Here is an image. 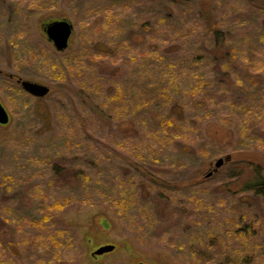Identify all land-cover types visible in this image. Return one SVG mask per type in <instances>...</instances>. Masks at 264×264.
<instances>
[{
	"label": "rangeland",
	"instance_id": "374dc122",
	"mask_svg": "<svg viewBox=\"0 0 264 264\" xmlns=\"http://www.w3.org/2000/svg\"><path fill=\"white\" fill-rule=\"evenodd\" d=\"M212 1L208 27L198 0H189L190 7L177 0H0V103L8 115L0 123V176L16 180L10 191L0 189V204L19 216L33 211L24 214L29 239L48 233L64 264H201L186 251L189 241L199 249L209 243L204 255L222 261L264 264V199L247 186L264 176V0ZM163 3L176 4L174 28L159 15ZM151 19L162 29H153ZM61 20L72 29L67 47L58 50L44 27ZM129 53L131 63L118 59ZM83 63L85 79L75 69ZM22 80L49 92L31 95ZM154 111L182 130L168 161L153 162V171L168 164V172L158 178L150 171L155 181L145 177L152 187L143 190L135 152H144L146 139L156 145L149 130ZM180 158L187 163L179 166ZM219 158L224 163L215 168ZM102 171L131 177L133 187L121 185L102 203L92 193L53 203L57 192L83 178L94 191L92 180ZM150 203L159 215L154 227L141 221ZM60 233L71 236V246L60 245ZM14 239L39 264L58 262L42 245L30 241L24 248L21 237ZM103 245L114 249L93 257Z\"/></svg>",
	"mask_w": 264,
	"mask_h": 264
},
{
	"label": "trees",
	"instance_id": "16d2710c",
	"mask_svg": "<svg viewBox=\"0 0 264 264\" xmlns=\"http://www.w3.org/2000/svg\"><path fill=\"white\" fill-rule=\"evenodd\" d=\"M169 1L175 2L176 0H169ZM177 1L180 3L181 6L182 5H185L188 7H190V5L192 6V4H187V3H190V2H188L189 0H177ZM262 4H264V2ZM171 5L176 6V4H172V3H167L166 5L163 3L161 5V9L159 11L160 17H162L165 21H168V23L165 27H167L169 29L174 28V25L172 23V19H174V11L172 10ZM212 5H213L212 0H198L197 5H196V7L198 8L199 14L201 15L202 21L208 27H210V25L212 23V9H211ZM147 18H149V15L146 13L145 20H144L145 22L149 21V20H147ZM210 19H211V22H210ZM155 23L151 19V24H152L153 29H162V26H160L157 23L155 24ZM183 31H187V28L183 29ZM221 33L222 32H220V31L216 32V34H219V36L221 35ZM184 35L187 36L186 33H184ZM218 40H220V39L216 37V44L217 45L220 44V41H222V40H220V41H218ZM107 53L109 54V51H107ZM145 53H146L145 54L146 55L145 59H146L148 52H145ZM133 57H134L133 54L129 53V54L124 55V56L119 55L118 59L119 60L122 59L123 63H125V62L131 63V60L133 59ZM175 59L177 60L178 57H176ZM163 61H164V57L162 58L161 62H163ZM84 65H86V63H83L82 65H76L75 66L76 70L80 69L79 70V71H81L80 75L83 79H85V77H87L86 73H87V68H88L87 65L85 67H84ZM81 66H83V67H81ZM80 80H81V82L83 81L82 79H80ZM220 82H221V80H220ZM83 84L85 85V81H83ZM226 89H227V87H226ZM210 90H213V88L209 87L208 89H206L205 92H209ZM173 109L174 110L177 109L176 113L178 115H180V113L182 111L181 107H178L177 105H175L173 107ZM154 112L155 113H153V114H155V118L152 119L153 121L149 126V128H150L149 130H151L150 134L151 133H152V135L154 134V136L157 140L156 145L154 147H152L147 142V139L146 140L144 139L145 140L144 142L141 141L143 143V146H144L143 147L144 152L140 153L139 152L140 150H138V151L136 150L137 152L134 151L136 153V158L139 159L138 161L134 162V164H136V163L142 164L143 163L142 165L144 168L143 169L144 172L139 170L138 174H137L138 179H139V186H141V188L143 190L146 188L148 189L149 187H152L151 184H149L148 182L143 180V179H145V177L149 181H151V183H154V181H155V180H153V175H151L152 178H148L147 175L148 174L150 175V173H149L150 171H152L153 174L159 175L158 178L162 177L163 174L168 172V170H166V169H169V168H166V167H168L167 166L168 164H160V165H162L160 167L162 169V171L156 169L159 174L156 173V170H154V171L152 170V167L153 168L157 167V166H155V164H153V162L158 161V162L162 163V161H164V162L168 161V158L170 156H172V152H171V150H168V148H169L170 144L175 143L176 134L177 133L179 134V132H181V130H182L181 125H180L181 123H179L178 121L177 122L173 121L174 119L169 118V116H167L165 113L163 115H161L157 111H154ZM164 122H167V123H164ZM190 122H191V124L194 123L193 120H191ZM127 133L132 134V132H127ZM133 133H134V131H133ZM178 134H177V136H178ZM189 149L190 148H187V153L191 152V155L194 157L196 155V152L194 150L189 151ZM186 163H187V159H183V158H180V160L178 159V161H177V164L179 166L186 164ZM156 164H158V163H156ZM146 172H147V174H146ZM73 173H75V172H73ZM258 175H256L254 178V181L248 183L247 186H248L249 192L251 191V193L254 197H256V198L260 197L261 199H264V176L262 177L261 175H259V176ZM74 176H76V173ZM131 181H133V179L131 177H126L125 179L124 178L118 179L115 177L113 179V178H111V175L108 174V172L102 171L99 173V175L96 177L95 180H92L93 188H94V189L92 188V190H94V191L89 192L90 188L88 186H89L91 180L89 178H83L81 183H78L77 185L72 186V187H68L67 192H64L61 190H60V192H57V196H53V198L54 197H60L59 198L60 200L58 202L53 201V203H57L58 205L59 204L61 205L62 203L66 202V204H69V201L75 200L74 198H77L78 200L86 198L87 196H89V194H87V193L94 194L93 198H95L96 201H98L99 203H102L106 200H109V197L111 195H113L115 193L117 194V192H120V191L122 192L123 188L121 185L128 186ZM13 183H16V180H14V178L9 177V175L6 174V176L5 175L0 176V189L2 191H6V192L10 191L11 187H13ZM46 183L48 185L51 183V181L47 180ZM132 184H130V186H128V187L129 188L133 187ZM61 186H63V184H61ZM103 189H105V190H103ZM58 190H59V188H58ZM101 191L102 192L105 191V193L104 192L103 193L106 195L104 196V194ZM123 194H124V192H123ZM49 195L50 194H48V196ZM162 195H164L166 199L169 198V196L166 194H162ZM41 196H43V195H41ZM154 198H155V196L153 197V199ZM156 201L157 200L151 201V203L156 204L157 203ZM151 203L145 207L146 212L144 214V219H141V221L143 222V224H148V225L154 227L155 222L152 219L156 220L154 215H156L157 212H156V210L153 209ZM141 207L144 208L143 204L141 205ZM44 212H45V210H44ZM31 213H33V211L23 212V215L19 216L15 212V210L13 209L12 205H7V204H4L3 202L0 204V228L2 226L3 227L2 231H4V233H5L4 235L1 234L2 237L0 236V264H39L40 257H37L34 254V256L32 258L29 255H27L26 253H24L22 251V249L20 248V246L18 245V241H16L14 239V234H17L18 237L22 238V240H23L22 247H24V248L27 247L24 244L25 242L27 244L30 241H32V242L34 241L33 243L30 244L31 247H33V245L37 246V244L42 245L43 247H45V248H43L44 253H46L45 255L50 253L53 257L56 256V258H57L58 253H57L56 249L59 250L60 247L57 248L58 244L55 243V246H54L52 244L53 242L49 241V234L48 233H47L48 234L47 235L46 232L44 231L42 234H36L34 236L35 239H32V238L29 239L28 232L31 233V231H28L27 228H29L31 226V222L29 219L24 217V214H31ZM45 214L47 215V217H50V218L52 217L51 213L46 212ZM157 215H158V213H157ZM158 217H159V215H158ZM15 219H17V222H15ZM157 220H159V219L157 218ZM25 222H27V224H25ZM9 223L15 224V227H13V229H14L13 231H11L8 228ZM36 223H38V225L41 224V223H39V220ZM25 225H27V226H25ZM189 229H190V227H189ZM7 230L9 231V235L6 234ZM147 230H149V228H147ZM64 234H65V232H64ZM64 234L62 235V233H60V238H61L60 245L63 241H68V243L70 245L69 240L73 242V239L71 238L70 235H67V234L65 237ZM3 237H5V241L2 239ZM24 239H25V241H24ZM37 241H41V242H43V244L38 243ZM200 241H202V238H200ZM68 243H67V245H68ZM188 243H190V244L186 247V251L190 252L189 253L190 256L193 255V261H195V259L201 260L202 261L201 264H210V263L213 264V262H215V261H219V264H251V260H247V261L238 260V261H236V260L232 259L231 257H227V258L223 259V261H222V259H216V258H213L212 256L204 255V253L208 254L207 248L211 247V246L210 247L208 246V245H210L209 243L205 244V237L204 236H203V244H205L206 246L203 249L197 248L196 242H195L196 244L191 243V241H189ZM203 244H201V245H203ZM195 247L197 248V250H194ZM26 251H27V253H30L32 251V249L29 248ZM56 260H58V262L56 264H64L63 257L61 256V250H60V256Z\"/></svg>",
	"mask_w": 264,
	"mask_h": 264
},
{
	"label": "water",
	"instance_id": "95a60500",
	"mask_svg": "<svg viewBox=\"0 0 264 264\" xmlns=\"http://www.w3.org/2000/svg\"><path fill=\"white\" fill-rule=\"evenodd\" d=\"M71 29H72V26L68 21L61 20V21H55V22H51L47 24L44 27V32L47 38L56 47V49L63 50L68 45V39H69V36L71 35ZM21 86L26 92H28L31 95L37 96V97H42L49 92V88L47 86H44V85H41L35 82L27 81V80H22ZM7 121H8V115L0 103V123L5 124L7 123ZM228 159L229 157H226V160ZM223 163H224L223 158L217 159L214 164L215 168H219ZM211 173L212 172H209L207 174V177L210 176ZM113 249H114V245H103L95 249L91 255L93 257H97L105 253H108L112 251ZM139 264H145V263L140 262Z\"/></svg>",
	"mask_w": 264,
	"mask_h": 264
}]
</instances>
